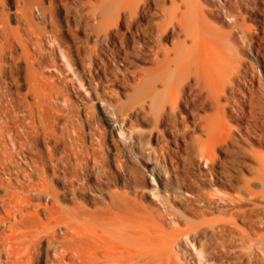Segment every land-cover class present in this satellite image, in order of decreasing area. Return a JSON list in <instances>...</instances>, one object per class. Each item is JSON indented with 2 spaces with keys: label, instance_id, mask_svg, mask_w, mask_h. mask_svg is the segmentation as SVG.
I'll return each instance as SVG.
<instances>
[{
  "label": "rangeland",
  "instance_id": "obj_1",
  "mask_svg": "<svg viewBox=\"0 0 264 264\" xmlns=\"http://www.w3.org/2000/svg\"><path fill=\"white\" fill-rule=\"evenodd\" d=\"M215 1L0 0V264H264V0Z\"/></svg>",
  "mask_w": 264,
  "mask_h": 264
},
{
  "label": "bare ground",
  "instance_id": "obj_2",
  "mask_svg": "<svg viewBox=\"0 0 264 264\" xmlns=\"http://www.w3.org/2000/svg\"><path fill=\"white\" fill-rule=\"evenodd\" d=\"M208 1H210L211 3H213V4H215L218 8H220V10L218 11V13L217 14H219L218 16L221 18V20H223L225 23H230L232 20H233V16H231L230 17V15L229 16H227L226 14H225V12H224V9H223V7H221L220 6V3H217L215 0H208ZM231 24H232V22H231ZM235 27V26H234ZM239 28V27H238ZM235 32H233L234 34L231 36L232 38V40H233V42L234 43H236V44H238V45H241L242 44V41H241V38H240V32H238L237 31V29L236 30H234ZM231 35V34H230ZM116 227V226H115ZM109 228V227H108ZM114 228V227H113ZM104 229H106L105 227H102V234L100 235V237H98V238H100V242H101V244L103 245V249H104V247H106V245L105 244H108L107 242H108V239H107V237L105 236V232H106V230H104ZM114 229H116V228H114ZM114 229H113V231L111 232V231H108V232H110V233H113V232H116V231H114ZM99 232H100V230H99ZM115 234V233H114ZM107 235V234H106ZM112 236V235H111ZM98 242H99V240H98ZM108 246V248H109V246L111 247V245H107ZM113 246V245H112ZM115 246V245H114ZM113 246V247H114ZM102 247V246H101ZM107 248V247H106ZM115 248V247H114ZM117 249V248H116ZM108 250H110V249H108ZM107 250V251H108ZM111 250H112V248H111ZM103 252V254L106 256V255H108L109 253H107L105 250L104 251H102ZM110 253H112V252H110ZM118 253V252H117ZM113 254V253H112ZM116 254V253H115ZM114 254V255H115ZM111 255V254H110ZM119 255V254H118ZM131 256V255H130ZM107 258V257H106ZM104 263H105V261H104ZM103 263V264H104Z\"/></svg>",
  "mask_w": 264,
  "mask_h": 264
}]
</instances>
